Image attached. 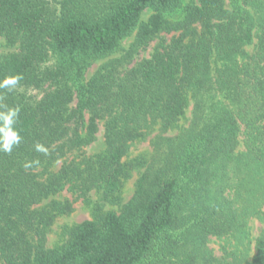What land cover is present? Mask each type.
Here are the masks:
<instances>
[{
    "label": "trees",
    "instance_id": "obj_1",
    "mask_svg": "<svg viewBox=\"0 0 264 264\" xmlns=\"http://www.w3.org/2000/svg\"><path fill=\"white\" fill-rule=\"evenodd\" d=\"M231 3L0 0V35L19 45L0 55V81L22 77L0 88V111L19 107L22 137L0 152V264H264V0ZM163 31L173 35L150 56L113 59L85 80L132 33L146 47ZM101 125L104 147L88 154ZM147 140L151 151L129 157ZM135 171L120 210L48 247L56 219L74 210L58 194L115 199Z\"/></svg>",
    "mask_w": 264,
    "mask_h": 264
},
{
    "label": "rangeland",
    "instance_id": "obj_2",
    "mask_svg": "<svg viewBox=\"0 0 264 264\" xmlns=\"http://www.w3.org/2000/svg\"><path fill=\"white\" fill-rule=\"evenodd\" d=\"M189 1L190 0H186V2ZM226 7H232L231 0H226ZM151 12V10H146L142 15V20H146ZM181 16L182 12L179 11L171 17H174L172 19H175V17ZM172 35L173 33L163 31L156 35L146 47H138L134 44L136 32L132 33L130 36L123 39L119 47L109 56L95 59L86 71L85 80L88 81L104 63L109 62L113 59L124 58L129 62L128 65L132 66L142 58L150 56L159 42H169ZM18 48V44L12 46L7 42L5 36L0 35V55L9 51L18 50ZM248 48L252 49L253 46L250 45L248 46ZM56 60L57 57L55 55H51V59L46 63V65H51ZM191 107L187 113L188 115L191 114ZM103 130L104 127L103 125H101L99 139L89 147L83 148L84 151H86L88 154H93L97 151H100L104 147ZM149 151H151V147L148 140L138 141L131 147L129 157L134 158L142 156L144 153H148ZM61 163L62 162H60L59 164ZM138 177V172H133V175L125 181L124 187L119 195H117V198H113L108 201L102 200L100 194L94 191L87 198H76V195L68 191H64L61 194H58L56 198H69L75 201L74 210L69 214L60 215L56 219L48 234V247L57 249L62 246L69 237V229L74 225L82 222L83 220L95 219L98 217V214L104 213L108 210H120L122 206L133 196L136 190V181ZM250 227L252 229V236H257L258 234H260L263 223L260 219L254 217L250 220ZM223 243L224 240L221 238L213 237L210 240L209 246L213 250L215 256H221L223 254Z\"/></svg>",
    "mask_w": 264,
    "mask_h": 264
},
{
    "label": "clouds",
    "instance_id": "obj_3",
    "mask_svg": "<svg viewBox=\"0 0 264 264\" xmlns=\"http://www.w3.org/2000/svg\"><path fill=\"white\" fill-rule=\"evenodd\" d=\"M22 77L17 75L7 76L3 81H0V88H6L10 91L14 89ZM19 117V107H9L4 111H0V152L11 154L13 147L21 143L22 137L15 125ZM36 150L48 153V149L44 146L37 144ZM39 160L31 161L24 165L25 168L38 165Z\"/></svg>",
    "mask_w": 264,
    "mask_h": 264
}]
</instances>
